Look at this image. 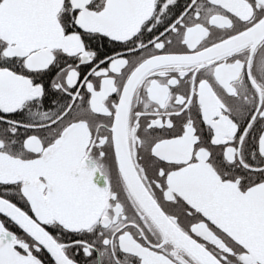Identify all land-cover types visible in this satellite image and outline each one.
<instances>
[{
    "label": "snow or ice",
    "instance_id": "6c2138e0",
    "mask_svg": "<svg viewBox=\"0 0 264 264\" xmlns=\"http://www.w3.org/2000/svg\"><path fill=\"white\" fill-rule=\"evenodd\" d=\"M0 264H264V0H0Z\"/></svg>",
    "mask_w": 264,
    "mask_h": 264
}]
</instances>
